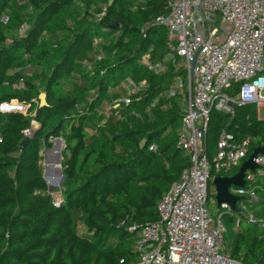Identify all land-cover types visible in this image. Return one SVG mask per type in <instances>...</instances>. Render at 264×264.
Segmentation results:
<instances>
[{
  "label": "trees",
  "instance_id": "obj_1",
  "mask_svg": "<svg viewBox=\"0 0 264 264\" xmlns=\"http://www.w3.org/2000/svg\"><path fill=\"white\" fill-rule=\"evenodd\" d=\"M167 14L166 0H0V106H31L28 116L0 112V264L136 261L128 229L159 219V202L190 166L177 147L181 102L164 95L177 74L171 65L155 75L141 64L151 49L152 63L166 56V29L153 22ZM22 26L28 27L23 35ZM96 54L104 59L92 64ZM127 78L146 81L148 90L121 109L120 118L101 125L113 98L109 89ZM21 81L23 90L16 88ZM41 93L47 106H37ZM32 121L39 128L26 138ZM77 130L83 143L75 150ZM223 130L237 141L252 138L246 159L264 142V121L254 106L237 107L233 118L213 114L205 139L210 163ZM59 137L67 150L63 203L55 207L42 152ZM257 185L264 188V180ZM258 195L252 209L264 220V190ZM235 221L223 217L224 252L264 264V226L236 227Z\"/></svg>",
  "mask_w": 264,
  "mask_h": 264
},
{
  "label": "built area",
  "instance_id": "obj_2",
  "mask_svg": "<svg viewBox=\"0 0 264 264\" xmlns=\"http://www.w3.org/2000/svg\"><path fill=\"white\" fill-rule=\"evenodd\" d=\"M166 6L168 14L156 17L153 23L166 29L168 52L162 61L152 63L151 49L141 64L155 75L164 74L171 65L177 74L164 95L181 102L177 147L190 158V166L159 202V219L133 224L128 229L136 240L133 253L137 259L133 264H257L224 252L223 217H235L236 227L242 222L264 226V220L257 218L252 209L260 202L258 191L264 190L257 185L264 179V155L254 159L258 169L247 171L244 186L230 189L231 194L241 198L239 212L235 213L228 204L218 206L216 193L215 199L210 196L209 183L216 177H229L226 174L241 167L252 138L237 141L223 130L212 163L205 139L213 114L233 118L237 107L254 106L256 111L264 107V0H166ZM103 16L105 9L98 18ZM8 20L5 16L2 22L7 24ZM27 30L22 26L20 34ZM103 59L104 55L96 54L92 64ZM84 64L91 70L90 61ZM16 88L25 89V83L21 81ZM148 88L146 81L131 78L110 88L113 98L100 114L102 125L112 117L120 118V110L139 101ZM257 120L262 121L258 115ZM33 134L31 128L23 131L26 138ZM57 142L60 154L67 150L62 137L55 138L54 145ZM210 201L218 207L216 219L207 208ZM62 203L58 201L54 206Z\"/></svg>",
  "mask_w": 264,
  "mask_h": 264
},
{
  "label": "rangeland",
  "instance_id": "obj_3",
  "mask_svg": "<svg viewBox=\"0 0 264 264\" xmlns=\"http://www.w3.org/2000/svg\"><path fill=\"white\" fill-rule=\"evenodd\" d=\"M40 104L41 103L38 99L37 106L40 107L41 106ZM30 109H31L30 105H26L25 103H20L18 101H12L10 103L2 104L0 106V112L1 113H18V114H21L23 116L30 115L29 114ZM30 113H32V112H30ZM31 115L34 116L33 113ZM257 115H258L260 120L264 121V107L257 109ZM102 124H103V122H101V125ZM65 127H66V129H68V125H66ZM38 128H39L38 123L35 121H32V123H31L32 131L35 132ZM91 133H93V131ZM54 142H55V139H51L50 140L51 147L42 152V166L44 168V179H45L46 184L48 186L49 193L52 195L54 203H57L58 201L63 200L62 183L64 180V175H63L62 162H63V153L65 151L63 150L62 153L60 154V157H61L60 164L57 166H52L51 160H54V159L52 158L50 153H52V151L54 150L53 148L56 147L54 145ZM60 150H61V145H60ZM213 159H214V157H213ZM58 161H59V157L57 159V162ZM213 175H214V172H212V176ZM262 180H264V179H262ZM209 192H210V195L212 196V198L215 199V187L213 186L212 180L209 183ZM207 208L211 212L212 217L214 219H216V217L218 216L217 205H214L210 201L207 205ZM135 243H136V240L133 239L132 240V250H134Z\"/></svg>",
  "mask_w": 264,
  "mask_h": 264
},
{
  "label": "water",
  "instance_id": "obj_4",
  "mask_svg": "<svg viewBox=\"0 0 264 264\" xmlns=\"http://www.w3.org/2000/svg\"><path fill=\"white\" fill-rule=\"evenodd\" d=\"M118 26H113L111 29H118ZM40 107L47 106V95L45 93L40 94L39 96ZM83 143L82 134L77 130V143L75 146V150L79 148V146ZM145 141L141 143V147H143ZM259 155H264V147L257 148L250 155V157L241 165L236 175L232 177H216L213 181V186L215 187L216 193V201L218 206L222 204H228L232 211L235 213L239 212L238 202L241 200L240 197H237L230 193L231 188H241L244 186V178L247 171L255 172L258 167L254 163V159Z\"/></svg>",
  "mask_w": 264,
  "mask_h": 264
},
{
  "label": "bare ground",
  "instance_id": "obj_5",
  "mask_svg": "<svg viewBox=\"0 0 264 264\" xmlns=\"http://www.w3.org/2000/svg\"><path fill=\"white\" fill-rule=\"evenodd\" d=\"M55 146L56 147L53 148L54 150L52 151V153H50L52 158L54 159V160H51V165L52 166L59 165L60 164V159H61V157H60V151H61L60 150V142H57L55 144ZM58 157H59V161L57 162Z\"/></svg>",
  "mask_w": 264,
  "mask_h": 264
},
{
  "label": "crops",
  "instance_id": "obj_6",
  "mask_svg": "<svg viewBox=\"0 0 264 264\" xmlns=\"http://www.w3.org/2000/svg\"><path fill=\"white\" fill-rule=\"evenodd\" d=\"M134 262H135V261H134ZM134 262H133V263H134Z\"/></svg>",
  "mask_w": 264,
  "mask_h": 264
}]
</instances>
